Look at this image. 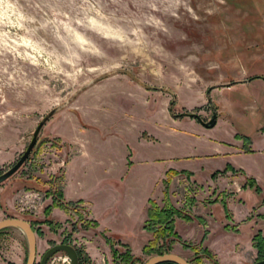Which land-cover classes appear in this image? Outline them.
Here are the masks:
<instances>
[{
  "label": "rangeland",
  "instance_id": "374dc122",
  "mask_svg": "<svg viewBox=\"0 0 264 264\" xmlns=\"http://www.w3.org/2000/svg\"><path fill=\"white\" fill-rule=\"evenodd\" d=\"M243 71L250 78L264 76V0H0V174L19 158L42 117L55 109L26 160L0 183V220L16 217L29 223L35 233V262L48 247L70 242L81 250L84 264H107L102 253L97 261L90 258L85 241L76 236L86 225L80 211H71L65 226L39 230L62 175L63 161L55 165L62 144L48 136L54 115L72 110L71 101L90 85L119 78L155 92V97L167 93L171 106L179 95L176 110L206 121L207 91L242 77ZM18 191L8 208L5 198ZM202 193L196 184L195 200L201 204L211 196ZM166 198L177 202L179 191ZM181 223L176 217L177 232ZM18 239L12 228L0 229L4 264H24L26 245ZM189 240L180 244L191 251ZM173 241L160 239L152 254L142 253L128 264L169 252ZM107 244L110 264H127L112 255L123 251L119 244ZM194 255L185 259L191 264L205 259ZM65 257L56 252L46 264H69Z\"/></svg>",
  "mask_w": 264,
  "mask_h": 264
},
{
  "label": "crops",
  "instance_id": "0c3cea01",
  "mask_svg": "<svg viewBox=\"0 0 264 264\" xmlns=\"http://www.w3.org/2000/svg\"><path fill=\"white\" fill-rule=\"evenodd\" d=\"M245 73L205 94L207 113L215 114L211 127L181 115L187 112L176 110L179 95L171 106L167 93L155 97V92L119 78L79 92L72 110L54 115L48 135L61 142L57 153L64 151L55 161L57 166L63 161L61 201L75 203L76 209L50 206L39 230L65 226L68 214L80 211L93 224L75 234L93 260L102 253L110 264L107 242L112 241L130 256L150 255L153 235L143 228L149 201L158 207L168 203L163 178L180 172L204 190L202 195L211 196L194 208V218H180L179 232L173 219L174 234L163 239L174 240L169 252L184 259L189 253L203 256L201 264L259 261L253 237L259 234L264 240V76ZM230 171L245 184L233 195L224 190ZM19 193L9 192L8 208ZM13 230L22 242L23 236ZM188 240L191 251L180 244Z\"/></svg>",
  "mask_w": 264,
  "mask_h": 264
},
{
  "label": "water",
  "instance_id": "95a60500",
  "mask_svg": "<svg viewBox=\"0 0 264 264\" xmlns=\"http://www.w3.org/2000/svg\"><path fill=\"white\" fill-rule=\"evenodd\" d=\"M55 109H52L47 112V114L42 117V119L37 123L36 127L34 128L30 141L26 145L24 151L20 154L19 158L15 161V163L5 170L3 173L0 174V183L9 178L12 174H14L19 167L23 164L26 160L28 155L30 154L31 150L36 144V137L44 122L54 114ZM196 119L204 126V127H211L215 121V114L213 113L209 119L206 121H202L198 116H195ZM3 228H15L18 229L25 241L26 245V257L24 264H46L47 259L56 252H63L68 259L69 264H78L76 250L72 245L67 243H57L54 244L43 251L40 255L37 262H35L36 256V240H35V233L29 223L21 218L16 217H9L0 220V229ZM170 262L173 264H191L189 261L185 260L184 258L167 252L162 254H155L148 257L142 264H159ZM251 264H264V260H259L252 262Z\"/></svg>",
  "mask_w": 264,
  "mask_h": 264
},
{
  "label": "trees",
  "instance_id": "16d2710c",
  "mask_svg": "<svg viewBox=\"0 0 264 264\" xmlns=\"http://www.w3.org/2000/svg\"><path fill=\"white\" fill-rule=\"evenodd\" d=\"M258 77V76H253L251 78ZM181 115H188L191 117H194L192 114L188 113H183ZM53 203L51 204L52 207H59L64 210L67 209H76L75 203L72 202H62L61 201V194L59 189L53 191ZM49 206H46L44 208V211L48 209ZM175 217L182 218L185 220H188L189 218L182 215L179 210L173 208L170 204L166 203L161 207H158L153 203L152 201H149V206L147 207L146 210V220L144 221L143 228L148 230L149 232L152 233L153 235V240H152V245L156 244L157 241L160 239H164L166 237H169L170 235L174 234L172 232L173 226V219ZM85 228L88 226H92L93 223H85ZM184 245V243L182 244ZM186 246V245H185ZM253 247L257 249V257L259 260H264V240L260 237L259 234L255 235L253 237ZM77 255H78V264H84V255L81 253L80 250H76ZM166 251H158L155 253L162 254L166 253ZM208 258H212L211 255L205 251L204 252ZM117 255L119 256L120 260H123L127 264L131 261V259H134L136 257L130 256L127 251H123V253H118L117 251L113 250L112 255ZM83 255V256H82ZM166 263V262H165ZM165 263H159V264H165ZM213 264H217L215 261H213Z\"/></svg>",
  "mask_w": 264,
  "mask_h": 264
},
{
  "label": "built area",
  "instance_id": "2783aa9c",
  "mask_svg": "<svg viewBox=\"0 0 264 264\" xmlns=\"http://www.w3.org/2000/svg\"><path fill=\"white\" fill-rule=\"evenodd\" d=\"M58 164H61V162H58ZM230 172L231 173H229L227 178L228 187H226L225 192L229 195H233L239 192L245 186V184H243V182H241V180L238 178L237 172ZM217 174L218 176H222V174L225 173L223 171ZM163 182V192L166 196L169 195L172 198L173 191L175 189L179 191L178 201L172 202L171 200L167 199L168 204L179 210L182 215L192 219V213H194L193 210L195 207L194 205L199 204V202L195 200V182L188 174L180 172L166 175L163 178ZM64 259L66 260L67 258L65 257Z\"/></svg>",
  "mask_w": 264,
  "mask_h": 264
},
{
  "label": "flooded vegetation",
  "instance_id": "af4514ba",
  "mask_svg": "<svg viewBox=\"0 0 264 264\" xmlns=\"http://www.w3.org/2000/svg\"><path fill=\"white\" fill-rule=\"evenodd\" d=\"M207 92H208V91H207ZM192 115H194V117H195V116H198L197 114H192ZM211 115H212V114H211ZM211 115H210V116H211ZM198 117H199V116H198ZM195 118H196V117H195ZM199 118H200V117H199ZM209 118H210V117H209ZM209 118H208V119H209ZM200 119H201V118H200ZM201 120H202V119H201ZM202 121H204V120H202ZM82 214H83V213H82ZM83 220H84V219H83ZM13 229H14V228H13ZM18 231H19V230H18ZM19 232H20V231H19ZM20 237H22L21 232H20ZM67 244L72 245V246L74 247L75 250H80L79 247L74 246L72 243L70 244V242H67ZM80 251H81V250H80ZM76 254H77V251H76ZM77 260H78V255H77Z\"/></svg>",
  "mask_w": 264,
  "mask_h": 264
},
{
  "label": "bare ground",
  "instance_id": "6f19581e",
  "mask_svg": "<svg viewBox=\"0 0 264 264\" xmlns=\"http://www.w3.org/2000/svg\"><path fill=\"white\" fill-rule=\"evenodd\" d=\"M15 229V228H14ZM18 230V229H17Z\"/></svg>",
  "mask_w": 264,
  "mask_h": 264
}]
</instances>
